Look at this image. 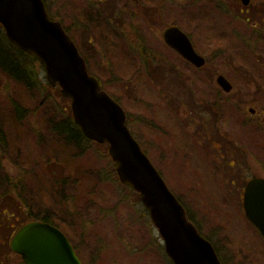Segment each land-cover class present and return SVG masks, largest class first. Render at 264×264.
<instances>
[{
    "label": "rangeland",
    "instance_id": "rangeland-1",
    "mask_svg": "<svg viewBox=\"0 0 264 264\" xmlns=\"http://www.w3.org/2000/svg\"><path fill=\"white\" fill-rule=\"evenodd\" d=\"M44 1L222 261L264 264V238L246 218L242 197L249 179L264 178V119L249 112H264V96L256 90L261 74L246 67L242 41H254L255 34L246 31L243 18L225 14L224 1L216 9L212 0H202L198 13V0H167L165 23L148 28L132 25L130 0ZM171 24L189 34L208 61L204 69L165 44L162 31ZM0 36L7 38L1 24ZM259 47L251 52L253 62ZM6 49L25 78L0 63V130L8 143L0 149V174L15 180L13 197L23 217L49 214L83 264H172L140 195L120 182L109 147L66 144L57 126L73 120L71 101L49 84L36 59L8 40ZM218 74L230 80L233 92L219 88ZM5 231L1 264H25L11 241L2 240L10 229Z\"/></svg>",
    "mask_w": 264,
    "mask_h": 264
},
{
    "label": "water",
    "instance_id": "water-1",
    "mask_svg": "<svg viewBox=\"0 0 264 264\" xmlns=\"http://www.w3.org/2000/svg\"><path fill=\"white\" fill-rule=\"evenodd\" d=\"M0 24L11 44L35 57L45 68L49 84L71 101L74 122L84 136L108 145L120 181L140 195L173 264H223L132 134L122 106L89 73L62 25L50 18L44 0H0ZM164 39L195 67L205 65L180 28H167ZM219 82L226 91L231 89L223 76ZM243 197L246 218L264 238V178L249 180ZM12 239L11 249L25 264H83L69 238L50 223L29 222Z\"/></svg>",
    "mask_w": 264,
    "mask_h": 264
},
{
    "label": "flooded vegetation",
    "instance_id": "flooded-vegetation-1",
    "mask_svg": "<svg viewBox=\"0 0 264 264\" xmlns=\"http://www.w3.org/2000/svg\"><path fill=\"white\" fill-rule=\"evenodd\" d=\"M185 1H188V0H181V3L185 2ZM200 1H202V0H198V2L195 4L196 8L198 10V13L202 10V3ZM222 1H224L227 5V10L225 9V11H224L225 14H227L229 17L234 16L235 18H240V17L243 18L244 22L246 23V31L249 32L248 28H251L252 34H255L254 35V41H252L251 39H247V40H243L242 42H243V46H245L244 52L247 53V55H248L247 60H246V67L248 69L255 68L261 74L260 82L256 85V90L258 91V95L264 96V0H249L248 3H245L244 0H220V2L218 0H212V2L214 3V7L216 9H220L221 7H223L221 5ZM165 4L168 5L167 0H157L156 3H152L150 0H130V8H131L130 18H131V21L134 23L132 25H134V26L138 25L137 27H139V25H140V26H144V27L149 28V27H151L157 23H159V24L165 23L164 15L162 14V11H163ZM236 6H239V14L238 15H235V13H233V7H236ZM217 12H218V10H217ZM86 18H87V15H86ZM201 20H203V19H201ZM99 23L102 24L101 21H99ZM248 24H252V25L247 26ZM169 27H178L182 31H184L179 25L171 24L170 26L164 28V30L162 31V38H163L164 42H165L164 31ZM134 33H135V31H134ZM186 34L188 35L191 42L193 43L189 34L188 33H186ZM165 44H166V42H165ZM256 44L259 46H260V44H262V47H259V52L255 54L256 55L255 56L256 62H253L250 55H252L251 52H253L256 49ZM193 46H194V43H193ZM194 48H195V46H194ZM170 49L173 50L172 48H170ZM195 50H196V48H195ZM173 51L176 52L175 50H173ZM143 52H142V54H145V52H146L145 49ZM196 52H197V50H196ZM197 53L199 54V52H197ZM199 55H201V54H199ZM179 56L182 57L181 55H179ZM145 57L148 58V56L146 54H145ZM204 59L206 60V63L201 68L195 67L189 61H187V62L189 64L193 65L198 70H201L207 66L208 61L206 58H204ZM85 61H86V59H85ZM86 63L88 66L87 61H86ZM171 68H173V67L171 66ZM221 76L222 75H219V74L217 75V79H216L217 85L219 86V88L223 92L230 94L231 92H233L234 86L230 82V80H228L227 78H225V76H223L229 82L228 85L231 86L230 87L231 89L229 91H226V89L223 87V85L219 82V78ZM193 112L197 113L198 111L196 110ZM249 112L251 113L252 118H256L258 121L264 119V112L262 110H259V112H258V110L256 108H250ZM245 188H246V185H245ZM244 191H245V189H244ZM242 197H243V195H242Z\"/></svg>",
    "mask_w": 264,
    "mask_h": 264
},
{
    "label": "trees",
    "instance_id": "trees-1",
    "mask_svg": "<svg viewBox=\"0 0 264 264\" xmlns=\"http://www.w3.org/2000/svg\"><path fill=\"white\" fill-rule=\"evenodd\" d=\"M6 39L3 40L0 36L1 66L8 69L10 72H14L13 74L15 75V77L23 81V79L25 78V74L24 72H22V70L19 69L20 67L17 65L15 57L13 56L14 53L11 55L6 49V42H7ZM14 48L17 49L15 46ZM17 50L21 54L25 55L19 49ZM57 131L62 134H65V140L67 142L66 144L70 143L75 146H80L81 142L89 141L83 135L79 127L75 124L74 120H71V119L67 120V122H65L62 126L61 125L57 126ZM7 147H8L7 137L3 133V130L1 129L0 130V149H6ZM0 159H1V156H0ZM14 189H15V180L10 178L8 175L4 176L0 174V232H6L5 231L6 228L10 229V233L6 236V238L2 239L4 240V242L12 241V237L15 235V233L19 229H21L22 226L26 225L28 221L30 222V221L38 220V221H43V222L55 225L53 218L49 216V214L48 215L45 214L43 216L42 214L33 216L32 213L30 214L27 213L28 215L26 216L27 218H29V220L27 221V218L23 217V213L21 212V209L18 205L19 200L17 201L14 200L15 197H13V194H15V192L17 191V190L14 191ZM19 218H22V219L19 220ZM26 221L27 223H25ZM216 251H218L219 256H220L221 253L217 248H216ZM1 263L2 261L0 260V264ZM223 263L226 264L225 261H223Z\"/></svg>",
    "mask_w": 264,
    "mask_h": 264
}]
</instances>
